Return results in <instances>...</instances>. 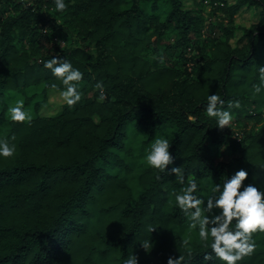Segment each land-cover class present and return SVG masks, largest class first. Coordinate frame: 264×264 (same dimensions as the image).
Here are the masks:
<instances>
[{
	"label": "trees",
	"instance_id": "trees-1",
	"mask_svg": "<svg viewBox=\"0 0 264 264\" xmlns=\"http://www.w3.org/2000/svg\"><path fill=\"white\" fill-rule=\"evenodd\" d=\"M67 2L57 12L53 0H0V139L17 145L0 157V264H122L132 253L139 264L179 255L182 264H223L204 261L210 248L175 203L174 174L157 179L149 166L134 168L131 151L167 136L175 166L197 179L205 205L209 185L241 168L245 184L264 185V92L252 87L264 66V0L219 5L229 22L206 52L181 0ZM247 6L261 10L259 21L232 45L235 17ZM52 56L84 73L85 97L44 117L48 92L59 91L51 85L63 87L44 67ZM216 92L232 121L251 129L217 127L205 108ZM15 94L36 113L30 123L8 118ZM236 99L241 107L228 109ZM253 236L257 248L239 264H264V232ZM151 237L148 253L140 243Z\"/></svg>",
	"mask_w": 264,
	"mask_h": 264
},
{
	"label": "clouds",
	"instance_id": "clouds-1",
	"mask_svg": "<svg viewBox=\"0 0 264 264\" xmlns=\"http://www.w3.org/2000/svg\"><path fill=\"white\" fill-rule=\"evenodd\" d=\"M53 2L57 12H64L69 6L67 0ZM160 60L162 62L163 57H160ZM44 67L49 69L63 86L60 88L53 83L51 88L59 89L60 96L68 106L77 105L82 99L80 81L84 73L74 67L70 60L55 56L45 61ZM252 87L254 95L264 92V66L258 67V83ZM95 88L99 90V101L103 102L106 99L103 82L97 81ZM206 100L207 116L215 118L219 129L223 130L225 126L230 128L234 114L223 107L225 101L219 93L208 94ZM240 107L239 99L228 102V109ZM6 111L8 118L13 122L30 123L32 120L23 100L10 105ZM10 139H0V157L9 158L15 154L17 145L10 143ZM171 144L167 136L155 138L145 149L144 159L147 166L156 171L157 179H160L162 174H174L176 183L181 185L180 190L175 192V203L189 218L190 226L197 229L199 238L206 242L205 247L210 248V251L204 253V261L217 260L223 264H239L257 248L253 234L264 232V185L258 187L252 183L245 184L248 172L241 168L231 177L225 175L223 183L209 185L211 194L207 196L205 205V199L196 195L201 187L197 179L186 178L184 169L175 166L176 158L170 152ZM155 228L152 224L147 225V231L150 233ZM184 243L187 244V241ZM140 244L148 253L154 247L152 237ZM183 259L180 255L178 258L169 257L167 264H182ZM122 264H139V258L132 253L122 258Z\"/></svg>",
	"mask_w": 264,
	"mask_h": 264
},
{
	"label": "rangeland",
	"instance_id": "rangeland-1",
	"mask_svg": "<svg viewBox=\"0 0 264 264\" xmlns=\"http://www.w3.org/2000/svg\"><path fill=\"white\" fill-rule=\"evenodd\" d=\"M184 10L190 11L198 20V37H196L197 45L201 48V51L206 52L212 39L222 36V28L229 22L226 15L218 9L219 5L227 4L232 6L235 4V0H181ZM261 10L255 7H244L235 17V29L234 37L231 40V44L235 45L236 42L244 34V31L249 29L253 24L259 21ZM72 31V30H71ZM72 39L69 36H63L61 39L62 46L69 45ZM196 51V53H202ZM34 93V92H32ZM30 93V94H32ZM93 92L87 94L92 97ZM85 95H82L81 101H83ZM18 100L24 101L22 95H12L11 105H14ZM38 100V99H37ZM41 100V99H39ZM80 101V102H81ZM66 103L63 101L59 94V91H49L47 95V101L41 106L38 115L44 117L57 116L62 112L63 106ZM32 118L36 115L32 107L28 108ZM227 130L231 134L232 131L237 130L240 132L248 131L252 128V123H234L231 122L230 128ZM146 146H143L139 141L135 142L132 147L131 161L134 168L139 169L142 166H147L145 157Z\"/></svg>",
	"mask_w": 264,
	"mask_h": 264
}]
</instances>
